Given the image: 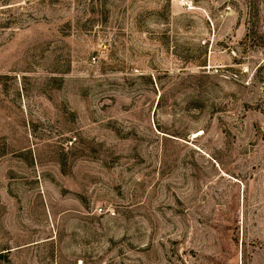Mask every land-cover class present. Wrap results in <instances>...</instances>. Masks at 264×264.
<instances>
[{
  "label": "rangeland",
  "instance_id": "obj_1",
  "mask_svg": "<svg viewBox=\"0 0 264 264\" xmlns=\"http://www.w3.org/2000/svg\"><path fill=\"white\" fill-rule=\"evenodd\" d=\"M0 264H264V0H0Z\"/></svg>",
  "mask_w": 264,
  "mask_h": 264
}]
</instances>
